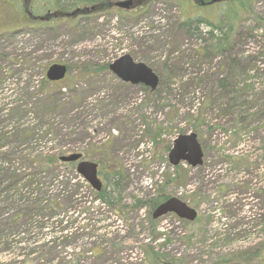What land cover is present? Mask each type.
<instances>
[{"label":"rangeland","instance_id":"obj_1","mask_svg":"<svg viewBox=\"0 0 264 264\" xmlns=\"http://www.w3.org/2000/svg\"><path fill=\"white\" fill-rule=\"evenodd\" d=\"M209 1L152 0L13 30L6 24L19 19L16 8L0 0V264H154L152 249L158 264H264V0L235 38V80L250 96L242 109L260 114L237 136L224 133L234 116L215 108L227 100L218 78L229 54L203 56L212 41L180 27L200 13L216 20L228 7ZM126 53L160 76L156 89L110 69ZM54 63L69 72L43 89ZM192 131L203 164L174 166V140ZM72 152L99 163L104 185V172L120 167L126 212L96 200L76 165L47 161ZM159 196L186 201L198 218H153Z\"/></svg>","mask_w":264,"mask_h":264},{"label":"trees","instance_id":"obj_2","mask_svg":"<svg viewBox=\"0 0 264 264\" xmlns=\"http://www.w3.org/2000/svg\"><path fill=\"white\" fill-rule=\"evenodd\" d=\"M4 0V4L9 7L16 8V14L19 19L13 21L8 20L7 28H13V30L18 29L16 27V22L19 23V28L29 26V27H49L52 28L56 26L59 22L69 21L75 22L81 17L92 16L90 14L96 13L102 10H108L114 8L115 0ZM152 0H142L144 6H148ZM258 0H225L227 3V9L223 14L216 18L204 15L200 13L198 16H190L186 20H183L180 23V27L186 29L188 32H194L197 37L202 38L207 36V39L212 41L210 47L203 46L205 54L203 56H209L211 52H225V55H228L226 60V69L225 77L218 78L219 85L218 88L222 91L223 95L227 97V100L224 104L215 106L220 111L226 115L234 116L230 119V122H226L224 127V133L226 135L233 134L234 136L239 135L242 131H245L249 124L252 122L255 117L260 114L254 113L253 116H245L247 110L242 109L244 106L248 109L250 106V96L248 100L243 98V93L247 92L246 86L240 87V81L235 80L238 73H236V68H238V56L235 52V38H239L241 35L238 26L239 21L249 10L251 11V6L255 4ZM45 12V13H44ZM263 24L264 28V17H259ZM206 26L208 30H204L202 27ZM8 31H11L8 29ZM193 34V33H191ZM200 56H202L200 54ZM54 82L49 81L46 77L39 83L40 87L47 89ZM244 85V84H243ZM245 95V94H244ZM249 110V109H248ZM199 116L201 111H198ZM200 118L195 119V124H203ZM263 122V123H262ZM262 126H264V121H261ZM194 124V127L197 126ZM197 128V127H195ZM233 159V156H231ZM50 163H60V156L54 157L51 156L50 160H47ZM235 161V160H234ZM68 165L75 168V162H65ZM76 172V171H75ZM106 184L103 185L100 191L93 193L96 200H100L102 203L107 204L113 209L117 214L126 212L130 206H120L122 199L124 198V189L119 182L122 180V171L119 168H110V170L104 172ZM38 182H40L38 180ZM74 195V193L72 194ZM169 198V196H159L151 203V207L154 208ZM154 199V198H153ZM57 207L54 206V213H56ZM64 231V228H57L54 233L56 237H60ZM50 234V233H47ZM46 234V235H47ZM54 236V238H55ZM53 237V236H52ZM51 237V238H52ZM2 238H0V241ZM149 259H152V263L158 264L159 260L162 259V256L158 254L155 250H151L147 253ZM225 262H231L232 259L225 258Z\"/></svg>","mask_w":264,"mask_h":264},{"label":"water","instance_id":"obj_3","mask_svg":"<svg viewBox=\"0 0 264 264\" xmlns=\"http://www.w3.org/2000/svg\"><path fill=\"white\" fill-rule=\"evenodd\" d=\"M114 4L118 7L130 9L134 6V0H116ZM110 69L123 81L133 84H144L151 89H156L160 83L159 75L148 64L134 60L130 54H124L110 64ZM68 68L65 64L54 63L47 70V78L51 81H58L65 78ZM203 146L196 132L180 134L175 140L169 153L171 164L178 165L187 161L190 165L197 167L202 165L204 160ZM60 160L65 162H76L78 173L82 174L91 185L100 191L103 182L98 175V163L83 158L80 152L61 155ZM175 213L180 218L194 221L198 217V210L189 205L186 201L172 196L161 202L153 211V217L159 218L168 213Z\"/></svg>","mask_w":264,"mask_h":264},{"label":"flooded vegetation","instance_id":"obj_4","mask_svg":"<svg viewBox=\"0 0 264 264\" xmlns=\"http://www.w3.org/2000/svg\"><path fill=\"white\" fill-rule=\"evenodd\" d=\"M140 2H142V0H139ZM202 3L204 4L205 2L202 1Z\"/></svg>","mask_w":264,"mask_h":264}]
</instances>
